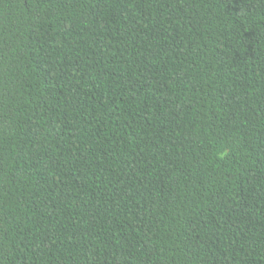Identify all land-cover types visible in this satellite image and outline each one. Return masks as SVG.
<instances>
[{
	"label": "trees",
	"instance_id": "1",
	"mask_svg": "<svg viewBox=\"0 0 264 264\" xmlns=\"http://www.w3.org/2000/svg\"><path fill=\"white\" fill-rule=\"evenodd\" d=\"M0 264H264V0H0Z\"/></svg>",
	"mask_w": 264,
	"mask_h": 264
}]
</instances>
